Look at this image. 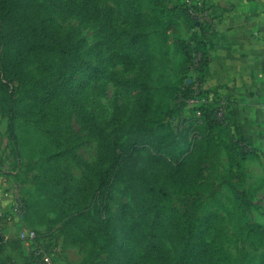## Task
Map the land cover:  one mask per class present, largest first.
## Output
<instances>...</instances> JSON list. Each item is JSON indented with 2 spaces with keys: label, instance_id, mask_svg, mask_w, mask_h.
Here are the masks:
<instances>
[{
  "label": "rangeland",
  "instance_id": "374dc122",
  "mask_svg": "<svg viewBox=\"0 0 264 264\" xmlns=\"http://www.w3.org/2000/svg\"><path fill=\"white\" fill-rule=\"evenodd\" d=\"M137 1V22L129 18L125 0H92L91 18L82 19L58 2L49 6L38 22L73 32L85 59L99 71L97 76L78 71L63 89L38 64L40 57L56 62V50L39 56L21 51L0 13V177L19 190L14 197L24 213L16 233L21 227L36 231L60 264H167L166 258L175 256L171 225L188 227L191 212L182 217L181 202L189 197L176 191L165 163L150 160L146 148L127 147L142 85L139 105L148 104V114L139 127H152L170 149L179 142L194 147L185 174L201 184L199 238L213 241L214 251L230 264H264V164L260 176H253L250 160L256 153L239 160L231 134L220 141L216 130L203 150L201 117L179 107L176 92L185 73L181 41L196 31L171 12L182 0ZM50 90L55 96L44 99ZM78 107L85 114H78ZM118 149L132 158L111 166L108 154ZM143 175L168 195L170 217L149 214L135 203L139 196L130 184L141 183ZM107 180L109 195L102 192ZM247 225L260 230L248 233ZM143 237L160 249L163 260L147 255ZM1 260L30 264L14 238L0 246Z\"/></svg>",
  "mask_w": 264,
  "mask_h": 264
},
{
  "label": "trees",
  "instance_id": "16d2710c",
  "mask_svg": "<svg viewBox=\"0 0 264 264\" xmlns=\"http://www.w3.org/2000/svg\"><path fill=\"white\" fill-rule=\"evenodd\" d=\"M29 2L28 5L26 2ZM58 2L62 7H68L70 15L78 19L91 18L90 8L92 0H0V13H3V18L11 32V42L21 51L39 56L47 50H56L57 61H49L46 57H40L38 64H40L46 71L51 74L54 84H59L60 89H63L68 79L78 71L90 70L94 75H98L99 71L91 65L82 53V43L77 39L76 35L71 32L68 33L65 30L57 28L54 24H40L38 21L44 19V15L49 12V6L52 3ZM63 2V3H61ZM126 12L133 22H137L139 19L138 1L137 0H125ZM29 10H26L27 6ZM56 10H60L59 6H56ZM178 12L184 21L189 23V27L195 29L194 35L191 40H183L180 52L184 56V76L179 81V87H177V100L179 107L185 109L188 107L187 102L195 96V91L192 89L193 84H188L187 80L191 79L192 66L194 55L200 54L199 65L195 69L197 77L200 82L203 81V74L205 67L208 64V53L205 46L206 41L210 36V22L207 19L204 23L196 24L188 15V9L184 7L182 2L176 3L174 9L171 12ZM111 14L110 11H106L107 17ZM134 28V27H132ZM187 76V79H186ZM138 104L132 112L130 134L128 137L127 147L131 150L146 148L150 160L162 161L167 165L172 177L173 186L176 191L182 195L189 197V200L182 201L181 216L186 217L188 212H191V216L185 223H189L188 227L178 226L176 223H172V235L177 248V253L174 257L166 258L167 264H230L226 257L215 252L212 247V242L205 238H199V232L196 228L197 214L199 211L198 200L200 194H198L201 187L200 182L197 183L194 179H189L185 174V162L188 157L194 156V147L190 142H179L171 149L168 147V139L161 138L153 135L152 127L141 128L139 127V119L148 114V104L145 107L139 105V101H142V97L145 88L142 85H138ZM54 90H58L55 88ZM54 90H50L48 93H44L42 97L47 99L48 97L55 96ZM202 93H209L208 91H199ZM198 93V94H199ZM76 99L72 97V103L76 105ZM189 108V107H188ZM193 112L198 111L201 117V123L204 125L206 135L203 137V150H205L207 144V138L209 132L214 130L218 131L221 135L220 141H226L228 139V133L224 127L217 123L215 117V109L213 108L212 101L206 105L198 108H191ZM78 114H85L81 108H77ZM43 115H47L43 113ZM148 120L145 118L144 122ZM159 124V121H156ZM237 143V142H236ZM200 143H198L199 145ZM226 147V146H225ZM236 152L240 155V159L248 158L249 152L238 147L236 144ZM127 150L118 149L110 151L108 157L110 159V165H120L124 160L132 158L131 154L127 155ZM203 152V151H202ZM204 159V157L202 158ZM115 171L117 169L115 168ZM132 171H136L132 167ZM139 184H130L132 193L137 194L139 198L136 200V204L139 208H143L154 215H164L170 217L174 210L166 207L165 199L168 195L162 193L155 188L154 181L149 180L147 176L143 175ZM102 192L109 195L110 182L105 181L102 183ZM248 233H254L255 229L260 227H250L247 225ZM262 230V229H261ZM199 242L204 245H200ZM141 243L147 253L157 259H162L164 255L161 254L160 249L150 243L146 238L141 239Z\"/></svg>",
  "mask_w": 264,
  "mask_h": 264
},
{
  "label": "crops",
  "instance_id": "0c3cea01",
  "mask_svg": "<svg viewBox=\"0 0 264 264\" xmlns=\"http://www.w3.org/2000/svg\"><path fill=\"white\" fill-rule=\"evenodd\" d=\"M207 1L217 6L219 26L205 43L209 59L204 84L212 93L217 123L238 147L256 153L250 164L254 163L252 174L258 178L264 164L260 156L264 154V0ZM217 137L220 140L218 131ZM6 181L0 177V192L10 189L19 198L18 188L13 191ZM17 224L20 226L15 221L0 223L5 241L17 239ZM0 264L9 262L1 260Z\"/></svg>",
  "mask_w": 264,
  "mask_h": 264
},
{
  "label": "built area",
  "instance_id": "2783aa9c",
  "mask_svg": "<svg viewBox=\"0 0 264 264\" xmlns=\"http://www.w3.org/2000/svg\"><path fill=\"white\" fill-rule=\"evenodd\" d=\"M184 7L188 9L189 17L196 22L197 25L204 23L207 19L210 22V37L214 36L218 31V16L216 15L215 4L207 0H182ZM208 38V39H209ZM200 54L194 55L191 79H188V84H193L192 89L195 91V96L191 98L187 105L189 108H198L208 104L212 100L210 90L206 89L204 80L199 81L196 68L199 65ZM208 91L209 93L200 94L199 91ZM199 93V94H198ZM199 115V112L196 111ZM7 207V208H6ZM23 205L16 198L12 196L10 189H4L0 192V223L6 221H15L21 223L23 218ZM19 240L25 246L30 264H60L56 256L50 250H46L41 237L36 231L21 227L16 234ZM5 241L3 229H0V246Z\"/></svg>",
  "mask_w": 264,
  "mask_h": 264
},
{
  "label": "water",
  "instance_id": "95a60500",
  "mask_svg": "<svg viewBox=\"0 0 264 264\" xmlns=\"http://www.w3.org/2000/svg\"><path fill=\"white\" fill-rule=\"evenodd\" d=\"M189 83V81H187Z\"/></svg>",
  "mask_w": 264,
  "mask_h": 264
}]
</instances>
